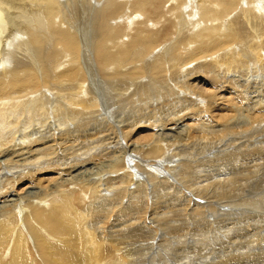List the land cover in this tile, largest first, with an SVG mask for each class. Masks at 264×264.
Listing matches in <instances>:
<instances>
[{
	"label": "bare ground",
	"instance_id": "obj_1",
	"mask_svg": "<svg viewBox=\"0 0 264 264\" xmlns=\"http://www.w3.org/2000/svg\"><path fill=\"white\" fill-rule=\"evenodd\" d=\"M260 71L264 0H0V264H144L214 229L228 230L226 242L246 238L240 224L264 258V214L238 212L264 204V180L250 179L264 139L247 134L263 125L264 84L252 92L240 80ZM113 99L131 123L100 120ZM239 108L251 122L234 121ZM184 120L175 143L155 141L158 127ZM140 122L150 143L127 153L129 170L118 162L108 177L59 181L100 160L89 144L99 134ZM38 183H48L42 197L19 196ZM228 253L202 264L264 261L253 249Z\"/></svg>",
	"mask_w": 264,
	"mask_h": 264
},
{
	"label": "rangeland",
	"instance_id": "obj_2",
	"mask_svg": "<svg viewBox=\"0 0 264 264\" xmlns=\"http://www.w3.org/2000/svg\"><path fill=\"white\" fill-rule=\"evenodd\" d=\"M192 23H194V21L192 20V21H190V24H192ZM167 44H164V46H166ZM162 50H163V48L161 49V50H158V53H161L162 52ZM155 56H156V54H155ZM262 73V74H261ZM260 74V75H259ZM259 76L257 77H255V78H251V77H249V80H248V77H243V79L241 78L240 80H241V83H242V85L244 86V88H246V89H250V91L252 90V92H254V89L256 90V87L255 86H258V85H261V84H264V72H259ZM263 75V76H262ZM257 78H259V79H257ZM246 79V80H245ZM252 81H251V80ZM254 79V80H253ZM257 79V80H256ZM208 80H209V82H210V84L214 87V90L218 87V84H216V86H215V82L213 81L214 79H212L211 77H208ZM243 80V81H242ZM252 83H251V82ZM260 84H259V83ZM246 83V84H245ZM258 83V84H257ZM253 84V85H252ZM254 84H255V86H254ZM257 84V85H256ZM252 85V86H251ZM249 86V87H248ZM242 89V88H241ZM253 95H255V94H253ZM104 99L107 101V103H109V98H108V95L106 96V93L104 94ZM113 98V95L111 96V99ZM114 100H116V99H113L112 100V102L110 101V105H109V107H104V106H102L101 108H103L102 109V111L100 112V113H98V117H100V120L101 119H103L104 117L105 118H107L108 120H109V122H118L119 124H120V122L121 121H126V124L128 123V122H132L133 121V119L135 118V115H134V113H131V108L129 107H126L124 110L123 109H121L120 111H119V104L118 105H116L113 101ZM116 107H118V109L116 108ZM115 113V114H113V113ZM214 112V111H213ZM102 113V114H101ZM215 113V112H214ZM141 114V113H140ZM126 115V116H125ZM157 115L158 114H156L155 115V118L157 117ZM233 117V119H234V121L236 122L237 120H239V118H240V120H239V122L237 121L236 123H238V124H240V125H244L245 124V122H246V124L248 123V122H251L250 120V116L248 115V113H246V111H245V109L244 108H239V110H238V112L237 113H232L231 114ZM158 117H159V119H161L162 118V122H167V120H169L168 118H170L168 115H162L161 113H159V115H158ZM130 118H131V120H130ZM236 118H237V120H236ZM123 119V120H122ZM111 120H113V121H111ZM163 120H165V121H163ZM185 122H187V123H185ZM190 124H191V122H189ZM189 123H188V121L187 120H184L183 122L182 121H180V122H178L176 125H174V126H168V127H166V128H164V129H161L162 127H158L156 130H154L153 131V133H155L156 132V134H157V136L155 137V141L157 142L158 141V137L159 138H162L163 139V141H164V139H165V141L166 142H168V141H170L171 140V142H173V143H175L174 142V140L173 139H176V138H179V137H182L183 135H185L186 133H187V131H188V129H187V126H189ZM263 123V125H264V121L262 122ZM150 125V123L149 122H147L145 125ZM136 126H137V128L138 129H136V126H132V128H130V127H125L124 128V131L122 132V131H120L119 129H111V131L110 132H107V131H105L104 133H103V135L102 134H99V137L97 138V139H95L96 140V142H97V145H96V142H94V141H91V142H89V144L92 146V147H94V148H97L98 149V147H101V148H103V149H101V148H99V150H96V152H99V151H102L103 152V156H100V160H97V161H99V162H92V163H87V164H85V166H80L78 169H75L73 172H71V173H68V174H65V175H63L60 179H59V181L61 182V183H65V181L67 182V183H71V185H74V183H76V184H78V183H83V182H86L87 180H90V179H92V178H96V177H100L101 176V178H103V177H108L109 175H111V172L108 170L109 169V166L113 163V164H115V163H118V162H120L119 164L122 166V165H124V168L123 169H127V170H129L130 169V163H129V158H128V152L129 151H131V149L132 148H136V149H139L140 148V145H141V147H147L148 145H149V143L150 142H146L145 140L143 141V140H141V122L139 123V125H140V127H139V125H138V123L137 124H135ZM250 125H252V124H250ZM263 125L262 124H259V123H257V126H256V124H255V126H251V127H249L248 126V128H249V130H250V133L251 134H249V131H248V135H251L252 137L251 138H254V137H257V138H254L253 140H255L256 139V141H253V142H255V143H261L262 141H263V139H264V135H262V133L264 134V128H263ZM112 126V125H111ZM185 126V127H184ZM134 127H135V129H136V131L134 130ZM100 128V127H99ZM256 128H258V129H256ZM261 128V129H260ZM142 129H144V131L143 132H145L144 134H146V133H150V130H151V128H149V130H148V128H142ZM254 129V130H253ZM138 130V131H137ZM187 130V131H186ZM148 131V132H147ZM186 131V132H185ZM261 131H263V132H261ZM92 133H94L95 131H91ZM152 132V131H151ZM166 132V133H165ZM181 132V133H180ZM184 132H185V134H184ZM243 132V131H242ZM253 132V133H252ZM260 132H261V136H260ZM124 133H125V136H124ZM178 133V134H177ZM159 134H161V135H159ZM253 134H255V135H253ZM102 138H101V137ZM162 136V137H161ZM234 136V137H233ZM100 138V139H99ZM104 138V139H103ZM120 138H123L124 140H127L126 142L124 141V140H122V139H120ZM169 138V139H168ZM235 138V135H229L227 138H226V140H232V139H234ZM263 138V139H262ZM18 139H20V138H18ZM166 139H168V140H166ZM258 139H260V141L258 140ZM106 140V141H105ZM173 140V141H172ZM210 140V139H209ZM226 140H224V141H222V143H225L226 142ZM258 140V141H257ZM103 141V142H102ZM117 141H119L120 143H121V145H122V147H120V146H118L117 145ZM164 141V142H165ZM210 141H212V139L210 140ZM196 142V141H195ZM213 142V141H212ZM127 143H129L128 145H127ZM169 143V142H168ZM219 144H221V142L219 143ZM218 144V145H219ZM217 145V146H218ZM224 145V144H223ZM96 146V147H95ZM221 146H222V144H221ZM82 147V146H81ZM174 147V146H173ZM80 148V147H79ZM217 149H221V150H223L224 148L222 147H219V148H217ZM105 150V151H104ZM61 151V153L62 152H64L62 149L60 150ZM59 151V152H60ZM95 152V151H94ZM192 152H194V151H192ZM61 153H60V156H61ZM104 153H106V155L104 154ZM10 154V153H9ZM9 154H7L6 155V157H5V160H3V161H5L6 162V160L8 159V155ZM81 154V155H80ZM113 154V155H112ZM142 154V153H141ZM77 155H79L78 157H77ZM76 156H75V158L76 159H80L81 161H86V160H83L84 159V157L86 158V156H84L83 154H82V152H80V153H78ZM107 155H108V158H107ZM143 155V154H142ZM82 156H83V158H82ZM105 156V157H104ZM81 157V158H80ZM109 157H111L112 158V161L113 162H109V161H111L110 159L111 158H109ZM106 158H107V160H106ZM109 159V160H108ZM119 159V160H118ZM107 163H106V162ZM116 161V162H115ZM150 162H152V161H150ZM99 163V164H98ZM258 164H260V163H258ZM87 165V166H86ZM263 165H264V163H263ZM262 165V163L260 164V165H258V166H261V167H259V169L257 168L258 166H256V168L254 169V166L252 167V171L253 172H255V173H253V175H249L247 178H250V179H253V181H254V183H255V187H256V181H258L259 179H262V180H264V166ZM2 166V169L3 170H5L6 168L3 166V165H1ZM81 168V169H80ZM208 169V170H207ZM210 169V170H209ZM217 170V167H214V168H211V167H207V168H205V172L204 173H207V174H205L204 175V173L202 174L205 178H212L211 180L213 181V182H215V179H214V177H216L218 174L217 173H220L218 170ZM254 170H256V171H254ZM214 173H213V172ZM260 171V173H258ZM213 173V174H212ZM132 174H133V171H132ZM211 174V175H210ZM210 175V176H209ZM213 175H215V176H213ZM221 176V175H220ZM73 178V179H72ZM90 178V179H89ZM257 180H256V179ZM69 180V181H68ZM74 181V182H73ZM40 183H38L37 185H29V186H26V188H25V190H23L22 192L20 191L18 194H19V196L20 197H22L24 200H27V199H34V197L36 196V195H39L40 194V197H42L43 196V192L45 191L44 189H46V185H48V183H44L43 185H39ZM133 183H131V184H128L127 186H131ZM58 185V183L56 184V186ZM27 187H30V188H28L27 189ZM12 198H14V199H16V198H18V196L17 197H12ZM12 198H11V200H12ZM1 205V204H0ZM241 208V207H240ZM250 208V209H249ZM263 208V209H262ZM262 208H260L259 206L258 207H250V206H247V207H245V210L246 211H244V209L243 210H241V209H239L238 208V212H241L242 214L244 213V212H248V213H250V212H254V213H251L253 216H256L257 215V217L259 218L260 216H259V214L261 213V215L262 214H264L263 212H264V204H263V206H262ZM255 209H257V211L255 210ZM252 210V211H251ZM260 210V211H259ZM262 211V212H261ZM259 213V214H258ZM264 215H262V217H263ZM241 217V216H240ZM261 218V217H260ZM22 219H20V221H21ZM245 223V222H244ZM252 225H253V227H254V223H252ZM249 226L248 225H246V224H240L239 225V230H240V232H242V231H244V232H242L243 233V237H248V239H246V238H239V239H233L234 241H227L226 242V240H229V239H226V234L228 235V230L225 228V229H223V228H221V229H214L215 230V232L214 233H208L206 236H204V237H200L199 238V241H198V244H196V243H194V242H192V243H190L189 245H191L189 248L190 249H187V250H178V251H173V250H171V251H169V250H167V251H165V249L164 250H162L163 249V247H162V249H161V253L158 255V254H156V255H153V256H146V257H141V258H143V259H145V262H144V264H153V262H154V264L156 263V264H164V263H166V264H202L203 262H210V260H212V259H216V258H220V257H224V256H228L229 255V253H228V251H229V248H232V250L236 253H239V255H244L245 253H248V251H251L252 249H253V253L252 254H256V256H259V257H261L262 258V260H264V258L262 257L263 256V254L260 252V246H257L256 248H254V246L257 244L256 242H254V239L252 240V238L250 237L249 238V236H247V234L249 233V231H253V228H248ZM255 228V227H254ZM244 229V230H243ZM247 232V233H246ZM244 233H246V234H244ZM236 235H238V236H240L241 237V235H239V234H236ZM263 235H264V232H263ZM235 236V235H234ZM193 238H197L198 239V237H193ZM202 239V240H201ZM203 239H204V241H203ZM205 239H206V241H205ZM246 239V240H245ZM252 240V243H250L251 242V240ZM250 240V241H249ZM261 241H263L264 242V239H262ZM201 242V243H200ZM195 244H196V246H195ZM200 244H202V245H200ZM227 244V245H226ZM226 245V246H225ZM232 245V246H231ZM235 248H234V247ZM197 248V249H196ZM251 248V249H250ZM256 249H259V251H257ZM223 250V251H222ZM191 251V252H190ZM225 251H227V252H225ZM255 252V253H254ZM259 252V253H258ZM234 253V254H235ZM258 254V255H257ZM261 254V255H260ZM194 255H195V257H194ZM248 255V254H247ZM138 256V255H137ZM186 256V257H185ZM158 257V258H157ZM164 257V258H163ZM167 257V258H166ZM153 258H155V259H153ZM188 258V259H187ZM193 258V259H192ZM208 258V259H207ZM247 258V257H246ZM165 259V260H164ZM186 259V260H185ZM190 259V260H189ZM206 259H207V261H206ZM133 260V259H132ZM159 260V261H158ZM169 260V261H168ZM171 260V261H170ZM185 261H187V262H185ZM135 262H136V259H135ZM164 262V263H163ZM141 264H143V263H141ZM262 264H264V261L262 262Z\"/></svg>",
	"mask_w": 264,
	"mask_h": 264
}]
</instances>
